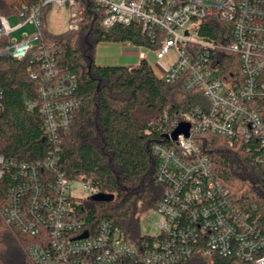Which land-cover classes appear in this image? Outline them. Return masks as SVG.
I'll return each instance as SVG.
<instances>
[{"label": "built area", "instance_id": "2783aa9c", "mask_svg": "<svg viewBox=\"0 0 264 264\" xmlns=\"http://www.w3.org/2000/svg\"><path fill=\"white\" fill-rule=\"evenodd\" d=\"M104 10L102 25L142 24V34L151 41L157 61L172 58L165 66L167 83L182 82L193 91L202 90L206 105L179 114L164 131L165 141L154 143L158 159L156 178L163 197L154 210L159 219L142 238L133 239L110 220L95 230L80 216L76 204L101 192L85 175L69 180L54 172L60 159V131L67 129L79 107L77 77L57 78L55 57L44 46L42 18L45 8L70 10L68 29L75 30L84 15L83 0H38L24 3L14 14L20 23L11 26L0 15V57L38 62L44 71L38 106L45 118L48 137L55 144L42 159L17 161L0 154V179L11 181L1 214L5 222L37 237L28 248L34 264H180L200 252L206 256H234L252 264H264V231L249 214L231 203L229 190L217 179L209 157L202 154L195 136L211 132L229 146H246L264 167V0H92ZM216 18L230 24L232 42L221 45L199 34L203 20ZM198 23L202 40L181 33ZM26 24L36 33H12ZM130 46L134 44L129 43ZM239 57L240 73L229 67V78L220 67L216 51ZM229 66H231L229 64ZM33 78L38 74L32 73ZM3 89L0 85V100ZM189 124V135L173 133ZM73 182H80L84 197L74 196ZM84 232L86 237L79 238ZM1 264V263H0Z\"/></svg>", "mask_w": 264, "mask_h": 264}, {"label": "trees", "instance_id": "16d2710c", "mask_svg": "<svg viewBox=\"0 0 264 264\" xmlns=\"http://www.w3.org/2000/svg\"><path fill=\"white\" fill-rule=\"evenodd\" d=\"M36 1L0 0V15L12 16L24 3ZM83 3L79 28L59 34L47 29L50 7L43 12V43L55 57L56 77L76 75L80 99L69 127L60 131V159L53 171L62 172L69 180L85 175L102 193L114 195L111 201L84 198L76 204L91 230L110 220L127 236L139 239L142 214L154 211L164 192L156 178L158 159L152 146L165 141L164 131L180 113L207 102L202 90L189 91L182 82L167 83L158 77L146 58L137 68L99 65L96 51L102 42L158 48L161 40L151 41L143 35L139 21L106 29L102 25L104 10L92 0ZM199 34L221 45L232 42L230 24L216 18L203 20ZM214 56L220 58L228 78L229 67L240 73L238 55L218 50ZM43 74L38 62L0 57V154L8 158L42 159L55 145L46 133L40 108L29 106V102L39 100ZM195 139L202 154L213 163L217 179L229 190L231 203L264 231V167L245 145L231 147L225 138L211 132L197 134ZM11 184L7 176L0 179V263L34 264L28 248L37 237L7 224L1 214ZM180 264L252 263L197 252Z\"/></svg>", "mask_w": 264, "mask_h": 264}, {"label": "rangeland", "instance_id": "374dc122", "mask_svg": "<svg viewBox=\"0 0 264 264\" xmlns=\"http://www.w3.org/2000/svg\"><path fill=\"white\" fill-rule=\"evenodd\" d=\"M69 19H70V10L66 7H59V6H51L49 9V13L47 15V29L55 34H59L62 32H65L68 29L69 26ZM9 23L10 25L16 26L21 21L16 15H12L9 17ZM199 24L193 23L188 24L185 28L181 29V33L189 37L195 41L202 40V37L199 36L197 30H198ZM24 32H27L29 34L36 33V29L31 24H26L25 26L21 27L20 29L14 31L12 33V37L14 38H21L22 34ZM121 44L118 43L119 52L122 49V53L126 57V64L132 65L135 64L137 61H139L140 57L146 56L147 60L151 64L155 74L158 77H162L165 71V66L169 63L170 59L172 58V55H170L168 58H166L164 61H157L155 58V54L152 52V49L150 47H147L145 45H133L130 46L129 43L127 48H122ZM125 44V43H124ZM142 55V56H141ZM1 111V107H0ZM72 187L76 189V192H74V196L77 198L84 197L83 194L80 192L81 183L80 182H73ZM84 199V198H82ZM159 219V214L156 211H145L142 214L141 218V229L144 232H149L153 229L154 223L157 222Z\"/></svg>", "mask_w": 264, "mask_h": 264}, {"label": "crops", "instance_id": "0c3cea01", "mask_svg": "<svg viewBox=\"0 0 264 264\" xmlns=\"http://www.w3.org/2000/svg\"><path fill=\"white\" fill-rule=\"evenodd\" d=\"M128 44H121L122 48H127ZM118 43H110V42H102L98 45L96 51V62L99 65H126L132 68H137L140 65L142 58H146V56L140 57L139 61L135 64L129 65L126 64V57L122 53V49L119 52ZM147 59V58H146Z\"/></svg>", "mask_w": 264, "mask_h": 264}, {"label": "water", "instance_id": "95a60500", "mask_svg": "<svg viewBox=\"0 0 264 264\" xmlns=\"http://www.w3.org/2000/svg\"><path fill=\"white\" fill-rule=\"evenodd\" d=\"M189 128H190V125L189 124H180L176 130L174 131L173 133V136H174V139L177 138V136L181 133H184L185 135H189ZM93 199L95 201H111L114 199V195L113 194H108V193H99L97 195H94L93 196ZM88 235V232H84L79 238H82V237H86Z\"/></svg>", "mask_w": 264, "mask_h": 264}]
</instances>
